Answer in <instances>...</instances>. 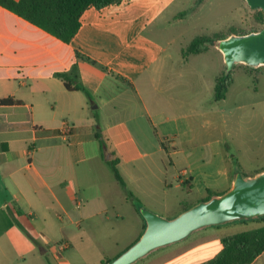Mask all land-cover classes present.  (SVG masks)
I'll use <instances>...</instances> for the list:
<instances>
[{
    "label": "crops",
    "instance_id": "crops-1",
    "mask_svg": "<svg viewBox=\"0 0 264 264\" xmlns=\"http://www.w3.org/2000/svg\"><path fill=\"white\" fill-rule=\"evenodd\" d=\"M178 1L89 6L69 42L0 5V264H101L140 236L145 221L133 203L137 228L121 232L117 193L132 200L101 157L96 132L119 158L126 187L165 217L224 192L243 172L223 166L218 183L205 182V146L212 144L205 141V115L219 107H205L200 88L185 93L181 85L186 77L205 84V65L190 60L205 50L171 47V29L184 19L170 12ZM59 72L84 90L68 89ZM63 120L72 123L67 134ZM182 185L193 200L160 201ZM244 219L245 230L264 226V215ZM218 229L199 228L132 264L207 261L222 248ZM250 264H264V249Z\"/></svg>",
    "mask_w": 264,
    "mask_h": 264
},
{
    "label": "rangeland",
    "instance_id": "rangeland-1",
    "mask_svg": "<svg viewBox=\"0 0 264 264\" xmlns=\"http://www.w3.org/2000/svg\"><path fill=\"white\" fill-rule=\"evenodd\" d=\"M258 10L251 8L245 0H179L170 12L184 13V19L171 29L172 34L177 35L171 47L180 51L196 35L216 36L231 29L243 32L252 28L260 29L263 24L257 20ZM158 37L163 42L168 40L167 35L163 33ZM190 58L191 61H201L200 64L205 65V84L194 85L193 81L186 77L183 83L180 82L185 93H193L200 88L205 94V107H219L217 112L205 115V141H212L211 146H205V153L210 152L205 159V173L208 174H205V182L210 180L218 183L220 176L217 170L223 166L228 169L238 168L245 174H251L253 170L264 167V66H260L259 70H251L243 65H234L233 70L231 69L232 82L225 98L214 103L212 98L214 77L219 69L220 73L222 71L226 73L222 54L211 46L203 55ZM191 65L192 62L190 67ZM190 67L187 64L185 70H189ZM179 89H182L181 86ZM184 186L170 189L167 197H159L160 201L165 199L169 206H174L181 198L193 200V195L188 194ZM117 194L118 210L125 215L121 221L124 223L120 228L121 232L125 235L131 231L132 234L137 226L135 227L130 212L131 203L138 208L148 207L135 195L134 200L130 202L124 200L120 193ZM112 216L111 222L115 223L114 215ZM244 220L236 219L213 226H219L217 232L225 236L245 230L249 221ZM109 246L111 247V243ZM64 255L67 256V252Z\"/></svg>",
    "mask_w": 264,
    "mask_h": 264
},
{
    "label": "water",
    "instance_id": "water-1",
    "mask_svg": "<svg viewBox=\"0 0 264 264\" xmlns=\"http://www.w3.org/2000/svg\"><path fill=\"white\" fill-rule=\"evenodd\" d=\"M264 14V0H245ZM225 72L234 65L251 68L264 66V25L243 34L231 33L216 40ZM145 221L140 236L106 264H131L156 248L179 241L193 231L209 225L264 215V169L251 175L236 172L227 190L200 200L173 217H165L149 208H139Z\"/></svg>",
    "mask_w": 264,
    "mask_h": 264
},
{
    "label": "trees",
    "instance_id": "trees-1",
    "mask_svg": "<svg viewBox=\"0 0 264 264\" xmlns=\"http://www.w3.org/2000/svg\"><path fill=\"white\" fill-rule=\"evenodd\" d=\"M117 2L119 0H0V5L54 35L63 42H69L79 29L81 24L80 16L87 7L94 6L100 9ZM256 16L257 20L264 25V14L261 9L258 10ZM258 29L252 28L244 32L231 29L226 33L216 36H208L205 34L196 35L186 45L184 53H200L208 50L210 46H214L216 40L224 38L231 33L243 34ZM77 57H79V54H77ZM241 65L251 70H259L262 67L251 68L244 64ZM74 70L75 68H73ZM232 70L228 73L222 71L217 76L213 90L214 100H220L225 97L228 87L232 82ZM57 75L64 80V84L68 89L84 90L79 84L71 86L65 72H59ZM2 101H10V99L5 98ZM95 136L99 143L101 157L105 159L111 168L115 179L123 187L127 198L134 200L135 196L133 192L126 187L125 181L117 168L119 158L115 155V152L110 150L108 140L103 138L99 132H96ZM105 151L109 154L108 158H106ZM242 173L246 175L244 172ZM211 195L213 194L210 193L202 200L210 198ZM144 227L145 223L143 224V229ZM221 243L222 248L214 257L199 264H250L264 249V226L225 235L221 238ZM110 260H103L101 264H106Z\"/></svg>",
    "mask_w": 264,
    "mask_h": 264
},
{
    "label": "built area",
    "instance_id": "built-area-1",
    "mask_svg": "<svg viewBox=\"0 0 264 264\" xmlns=\"http://www.w3.org/2000/svg\"><path fill=\"white\" fill-rule=\"evenodd\" d=\"M72 128V123L68 122L67 120H63L61 123V129L63 131L64 134H67L70 132ZM60 249L65 247L64 243H59Z\"/></svg>",
    "mask_w": 264,
    "mask_h": 264
}]
</instances>
